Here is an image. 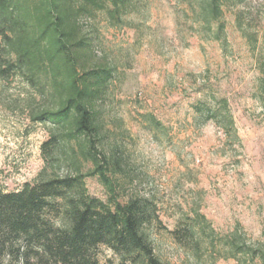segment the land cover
<instances>
[{"label":"rangeland","instance_id":"rangeland-1","mask_svg":"<svg viewBox=\"0 0 264 264\" xmlns=\"http://www.w3.org/2000/svg\"><path fill=\"white\" fill-rule=\"evenodd\" d=\"M202 3L130 0L119 22L103 11L79 18L91 61L113 69L97 102L102 144L117 161L109 175L118 201L138 196L154 207L145 230L163 262L262 264L231 256L225 241L264 248V0H224L218 20ZM222 100L236 136L205 120ZM45 102L18 74L0 78L3 191L32 182L44 164L50 124L32 116ZM85 186L108 200L96 176ZM95 253L117 264L105 245ZM0 264L20 263L5 252Z\"/></svg>","mask_w":264,"mask_h":264},{"label":"trees","instance_id":"trees-1","mask_svg":"<svg viewBox=\"0 0 264 264\" xmlns=\"http://www.w3.org/2000/svg\"><path fill=\"white\" fill-rule=\"evenodd\" d=\"M223 2L203 0L201 10L218 20ZM129 5L130 0H0V78L18 74L45 96L32 120L50 124L35 179L15 191L0 189V258L7 252L20 264H99L95 249L105 245L117 264H167L155 255L145 230L157 218L150 201L115 197L109 170L117 161L102 144L97 108L113 69L91 61L79 21L103 11L119 22ZM262 72L263 81L264 66ZM205 120L236 136L226 100L208 109ZM93 176L109 192L107 201L87 192L85 178ZM225 243L231 256L246 253L264 264V248L242 249L236 236Z\"/></svg>","mask_w":264,"mask_h":264}]
</instances>
